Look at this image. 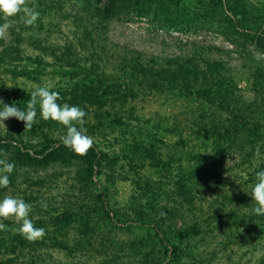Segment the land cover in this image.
Masks as SVG:
<instances>
[{
	"label": "rangeland",
	"instance_id": "obj_1",
	"mask_svg": "<svg viewBox=\"0 0 264 264\" xmlns=\"http://www.w3.org/2000/svg\"><path fill=\"white\" fill-rule=\"evenodd\" d=\"M25 2L40 13L34 25L0 15L11 24L0 99L23 108L51 85L85 109L94 143L76 154L39 109L30 129L0 122L1 142L60 156L0 188L45 229L29 241L16 217H0V264H264V216L249 195L264 169V0ZM10 151L0 159L15 162Z\"/></svg>",
	"mask_w": 264,
	"mask_h": 264
},
{
	"label": "clouds",
	"instance_id": "obj_2",
	"mask_svg": "<svg viewBox=\"0 0 264 264\" xmlns=\"http://www.w3.org/2000/svg\"><path fill=\"white\" fill-rule=\"evenodd\" d=\"M23 13V22L26 26L34 25L40 13L26 6L25 0H0V15L12 17ZM11 27V24H0V37ZM260 58L259 56L257 57ZM30 99L22 108L16 103L11 105L0 99V122L9 118H16L23 121L25 128H31L37 122L38 109L39 117L44 120H52L66 128V134L61 138L65 147L70 148L78 155H85L93 147V139L87 134L83 126L87 115L84 108L79 105L61 103L63 97L58 91L53 90L51 85L38 86L28 92ZM256 154L260 155V148L257 147ZM14 161L0 159V188L10 184L9 176L14 171ZM256 182L251 188L250 196L255 206L252 213L255 216H264V169L255 172ZM42 208H47V203H41ZM32 205L22 198L4 196L0 199V217H16L21 223L16 231L29 241H35L45 235L43 227H36L30 218ZM0 223V230L5 229Z\"/></svg>",
	"mask_w": 264,
	"mask_h": 264
},
{
	"label": "trees",
	"instance_id": "obj_3",
	"mask_svg": "<svg viewBox=\"0 0 264 264\" xmlns=\"http://www.w3.org/2000/svg\"><path fill=\"white\" fill-rule=\"evenodd\" d=\"M198 79L201 80L202 79V76H199V75L195 74L194 75V80H196L197 83L199 82ZM216 83H217L216 81H211V85H215ZM200 84L203 87H205L207 84L210 85L209 78H207L205 80V77H204V80H201ZM196 91H197L198 94H204L205 97H208V98H210V99L213 100V98H211L208 95L209 92L206 89L198 88V89H196ZM1 141H4V140L0 139V150L3 147L10 148V149L13 150V151H10L11 152L10 156L11 155H14L13 160H15V162H16V164H15L16 167H15L13 173L10 174L9 178L12 177L10 179H12L13 184L16 185V186L19 183L20 175L21 176H25L26 173H27V172H22L21 173V171H20L22 169L21 167H25V165L26 166H30L31 164L35 163L36 161H38V162H42L44 160L46 161L51 156H53V157H60V156H58L56 154V150L54 149V151L50 150L49 152H47V154H45V152L41 153V155L43 156V158L40 159V158H37V154L35 156H33L30 152L25 151L24 148L18 146L17 144H13V143H10V144L6 143L5 144V142H1ZM1 155L2 154H0V156ZM89 156H90V154H89ZM1 159H4V157H2ZM17 163H18V165H17ZM67 219L68 218L65 217V218H62L61 221L66 222Z\"/></svg>",
	"mask_w": 264,
	"mask_h": 264
},
{
	"label": "built area",
	"instance_id": "obj_4",
	"mask_svg": "<svg viewBox=\"0 0 264 264\" xmlns=\"http://www.w3.org/2000/svg\"><path fill=\"white\" fill-rule=\"evenodd\" d=\"M157 31L161 32V33H168L173 37H177L176 39H183L186 40V38H183L184 36H188L190 34L191 37L195 35V37H202V32H195L193 29L190 31H185V30H176L174 28H170V29H164V28H157Z\"/></svg>",
	"mask_w": 264,
	"mask_h": 264
}]
</instances>
